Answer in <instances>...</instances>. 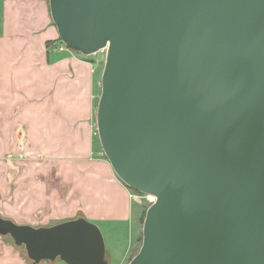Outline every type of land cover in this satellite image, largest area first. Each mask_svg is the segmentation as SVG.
I'll use <instances>...</instances> for the list:
<instances>
[{
  "label": "water",
  "instance_id": "water-1",
  "mask_svg": "<svg viewBox=\"0 0 264 264\" xmlns=\"http://www.w3.org/2000/svg\"><path fill=\"white\" fill-rule=\"evenodd\" d=\"M58 38L106 49L96 131L116 176L152 196L127 264H264V0H48ZM30 264H108L82 215L0 216Z\"/></svg>",
  "mask_w": 264,
  "mask_h": 264
},
{
  "label": "crops",
  "instance_id": "crops-1",
  "mask_svg": "<svg viewBox=\"0 0 264 264\" xmlns=\"http://www.w3.org/2000/svg\"><path fill=\"white\" fill-rule=\"evenodd\" d=\"M1 13L0 212L33 226L81 213L121 225L132 240L144 206L114 173L92 122L99 64L58 40L48 0H2ZM21 160L27 166L17 176ZM127 251L117 264H126ZM0 264L30 262L0 236Z\"/></svg>",
  "mask_w": 264,
  "mask_h": 264
},
{
  "label": "rangeland",
  "instance_id": "rangeland-1",
  "mask_svg": "<svg viewBox=\"0 0 264 264\" xmlns=\"http://www.w3.org/2000/svg\"><path fill=\"white\" fill-rule=\"evenodd\" d=\"M1 3H2V0H0V23L2 20V18H1V15H2ZM105 55H106V49H101V50H99L93 54L84 55V57H86L85 59H87L88 61L97 62L99 64V67L101 69V73H100V75H101L102 70H103V66H104V62H105ZM100 88H101V86H100V82H99V84L94 89V97H93V101H92L93 102V104H92V122H94V125H96V108H97L98 98L100 95ZM26 163H27V160H21L20 162H16L13 164V166H14L13 168L17 172L16 173L17 176L21 173V171H23L22 168L27 166ZM138 197L144 206L143 210L145 208H147L154 199V198H152V196L145 195V194H138ZM13 206L18 208L17 204H15ZM1 209H2V204L0 201V211H1ZM78 214H80V213H77V215ZM0 216L3 217L1 212H0ZM86 218L88 220H90L91 222H93L94 224H96L99 227L100 231L102 232L107 254L109 256H111L110 263H108V264H117L118 260H120V258L124 254L125 250L128 249L127 261H126V264H127L129 258L134 256L140 247V243H141L140 237L142 234V221L140 220L138 227L133 231V236H132L133 243L131 244V241H132L131 240V234L129 235V233H127V229H124L121 225L102 222V221H99L96 219H92V218L90 219L89 217H86ZM3 237L9 243L14 244L10 237H8V236H3ZM20 249L23 253H25L21 247H20ZM56 261H59L58 263H64L61 260H56ZM64 264H66V263H64Z\"/></svg>",
  "mask_w": 264,
  "mask_h": 264
},
{
  "label": "trees",
  "instance_id": "trees-1",
  "mask_svg": "<svg viewBox=\"0 0 264 264\" xmlns=\"http://www.w3.org/2000/svg\"><path fill=\"white\" fill-rule=\"evenodd\" d=\"M59 41H60V39H58ZM46 50H47V53L49 54V51L53 48V45H54V41H50V40H48V41H46ZM68 48V47H67ZM77 53V52H76ZM130 188V187H129ZM131 189V188H130ZM133 190V189H132ZM134 191V190H133ZM136 193H138V194H142V193H140V192H137V191H135ZM145 211H146V208L142 211V213H141V215H140V220L142 221V223H143V220H144V216H145ZM78 215H82L81 213L80 214H78ZM83 216V215H82ZM142 240V234H141V237H140V241ZM141 244V243H140ZM106 255L109 257V255L107 254V251H106ZM133 257V256H132ZM132 257H130L129 258V260L132 258ZM128 260V261H129Z\"/></svg>",
  "mask_w": 264,
  "mask_h": 264
},
{
  "label": "built area",
  "instance_id": "built-area-1",
  "mask_svg": "<svg viewBox=\"0 0 264 264\" xmlns=\"http://www.w3.org/2000/svg\"><path fill=\"white\" fill-rule=\"evenodd\" d=\"M153 198V197H152Z\"/></svg>",
  "mask_w": 264,
  "mask_h": 264
}]
</instances>
